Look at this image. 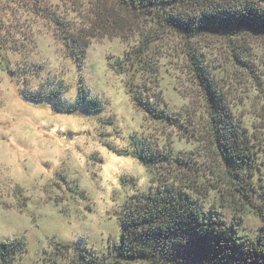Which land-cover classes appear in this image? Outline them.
<instances>
[{"label": "rangeland", "instance_id": "374dc122", "mask_svg": "<svg viewBox=\"0 0 264 264\" xmlns=\"http://www.w3.org/2000/svg\"><path fill=\"white\" fill-rule=\"evenodd\" d=\"M100 5L115 15L98 20ZM117 18L122 26L112 22ZM145 30L144 19L116 0H0V241H24L14 264H51L60 243L98 256L110 252L126 200L162 175V166L146 168L131 154L133 141L173 159L187 157L197 171L209 167L208 145L199 141L203 102L179 37L158 32L146 57L154 70L128 68L125 54ZM64 31L84 47L80 64ZM231 39L202 34L190 45L256 143L252 182L264 183V36L244 31ZM230 46L243 52L244 66L234 63ZM143 85V95L160 92V106L180 114L179 123L151 120L135 106L128 87L135 92ZM186 117L191 123L179 126ZM205 195L203 211L235 222L239 236H257L263 221L251 209L232 213L219 192Z\"/></svg>", "mask_w": 264, "mask_h": 264}, {"label": "trees", "instance_id": "16d2710c", "mask_svg": "<svg viewBox=\"0 0 264 264\" xmlns=\"http://www.w3.org/2000/svg\"><path fill=\"white\" fill-rule=\"evenodd\" d=\"M116 2L129 14L136 13L142 17L146 26L136 44L125 54L130 71L154 70L153 65L148 66L146 57L158 32L168 30L179 37L181 57L188 63L190 81L203 102L200 117L203 133L199 141L208 145L210 164L205 170L197 171L187 157L173 159L168 153L146 147L139 140L133 141L131 154L146 168L162 166L158 171L162 175L156 179L153 177L152 185L155 187L126 200L118 218L119 239L109 253L100 256L88 254L87 249L77 244L60 243L58 247H53L51 264H264V183L252 182L258 168L256 143L234 119L229 103L215 83V77L193 48L195 46L190 45L202 34H221L226 41L244 31L254 37L264 36V0ZM110 10L100 5L97 19L104 21V18L113 17L115 14ZM112 22L122 26L118 18L112 19ZM62 23L60 21L59 24ZM72 35L69 32L65 36V44L80 64L84 47L78 48ZM230 47L234 63L244 66V55H240L243 52ZM116 64L122 68L119 62ZM130 83L132 86L133 83ZM130 88L128 95L131 101L149 119L179 123L180 119L176 116L180 114L175 116L174 112L160 106L159 91L147 96L143 95L144 85L139 88L142 89L140 91L132 92ZM189 123L191 121L186 117L179 126H188ZM187 126L184 129L187 130ZM208 190L219 192L225 208L231 212L241 213L244 209H251L263 221L257 236H239L235 222L225 223L213 210L203 211L199 199H203ZM68 251L71 257L67 256ZM24 252L25 243L21 238L2 240L0 264H14ZM59 259L70 260L61 263Z\"/></svg>", "mask_w": 264, "mask_h": 264}]
</instances>
